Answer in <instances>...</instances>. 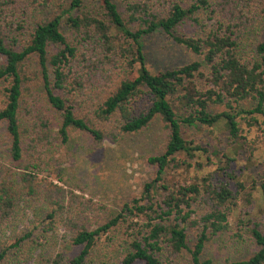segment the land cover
<instances>
[{"label": "trees", "instance_id": "16d2710c", "mask_svg": "<svg viewBox=\"0 0 264 264\" xmlns=\"http://www.w3.org/2000/svg\"><path fill=\"white\" fill-rule=\"evenodd\" d=\"M52 1L0 0V232L22 209L33 215L30 230L0 247V264H105L99 254L122 247L117 264H161L165 252L169 258L186 255L188 264H213L204 250L228 230L239 192L246 205L254 201L256 215H264V178L257 186L249 177L257 200L228 172L246 149L238 120L257 127L256 116L264 119V40L249 56L239 41L264 18V0H118L122 9L117 0H93L95 13L86 0H69L41 22L35 13ZM203 15L210 25L202 23ZM187 22L199 29L198 37L176 34ZM156 30L202 59L152 73L142 39ZM205 70L209 87L199 90L196 81ZM245 103L254 106L243 109ZM155 121L166 143L161 154L147 158L154 178L112 217L95 216L99 222L91 215L96 203L65 188L62 153L71 132L97 145L115 143ZM198 126L228 132L230 152L212 154L218 171L237 180V191L213 182L211 174L180 179L177 171L190 169L187 160L196 155L206 154L205 164L213 165L210 151L185 135ZM245 216L237 223L247 228L254 250L226 262L264 264V231ZM58 226L68 232L69 253L39 250ZM189 230L198 233L190 245Z\"/></svg>", "mask_w": 264, "mask_h": 264}, {"label": "rangeland", "instance_id": "374dc122", "mask_svg": "<svg viewBox=\"0 0 264 264\" xmlns=\"http://www.w3.org/2000/svg\"><path fill=\"white\" fill-rule=\"evenodd\" d=\"M68 1L53 0L49 6L37 10L35 13L36 18L41 22L48 21L59 12V5ZM128 1L140 2L141 0ZM117 3L119 8L122 9L123 5L120 1L117 0ZM85 4L90 11L96 12L97 4L95 1L86 0ZM203 16L204 21L202 23L210 25L211 22L207 20V16ZM199 32L196 26L188 22L183 23L176 29V34L187 37H198ZM17 38L19 43H25L22 37ZM261 40H264V18L259 17L254 26L249 28L239 40L243 53L248 56L252 55L255 45ZM142 48L146 66L152 73L177 69L202 59L175 43L171 37L161 30H156L151 35L145 36L142 39ZM2 62L0 59V66L3 64ZM203 72L205 77L196 81L199 90H205L209 87L207 70ZM3 103L4 98L0 92V108ZM253 106L254 103H245L242 108L252 109ZM222 110L223 107L219 108L218 111ZM256 118L259 124L257 127H248L245 121L238 120L240 124L239 135L245 139L246 149H241L238 152L236 161L230 164L228 172L238 176L239 182L244 184L246 191H251V197L259 200V191L252 189L249 181V177H251L259 186L264 178V119L259 115ZM1 132L0 130V134ZM185 135L193 140L194 145H199L210 151V159L213 165L205 164L206 154L196 155L193 159L187 160V163L192 165L190 169L184 166L177 171L180 179L193 182L194 178L200 179L206 174H211L213 182L227 184L232 190L237 191V180H231L223 171H218L219 163L212 154L213 151H217L219 157H222L224 153L230 152L234 144L228 132L222 126L215 128L198 126L197 128L187 129ZM165 143L166 134L159 121L153 122L137 134L123 135L115 143L104 142L99 145L93 143L88 136L72 131L71 138L62 153L64 154L62 158L63 178L67 183L65 188H69L76 195L96 203L97 208L91 214L94 219L101 222L103 219L95 218V216L104 217V215H107L110 218L119 211L124 203L130 202L133 198H139L143 185L154 178L155 169L147 163V158L161 154ZM183 159L184 157L181 158V160ZM197 162L204 166L201 170L195 168ZM54 183L61 186L56 181ZM239 193L240 195L236 197L238 203L236 210L229 216L228 230L208 242L204 250V257H209L213 264H228L227 259L229 261L245 259L254 250L247 228L238 224L237 218L245 220L247 218L245 214L249 213L252 219L259 223L260 229L264 231V215H256L254 201L252 204L246 205L245 199L242 197V191ZM32 220V212L26 208L22 209L18 218L5 225L4 230L0 232V247L10 246L15 238H19L30 230ZM58 227L52 238L51 234L48 236L49 239L45 241V248H39V250L69 253V247L66 244L68 232L63 229L64 227ZM197 234L193 230L188 231L189 245L195 241ZM106 249L99 254L101 262L117 264L122 257L123 247ZM166 257L169 258L166 252L159 256L161 264H168L165 260ZM187 262L186 255L169 258V264H188ZM29 264L37 263L31 261ZM135 264L142 263L137 262Z\"/></svg>", "mask_w": 264, "mask_h": 264}]
</instances>
